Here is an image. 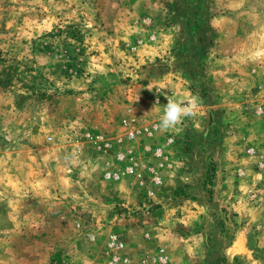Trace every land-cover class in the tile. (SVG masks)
Returning a JSON list of instances; mask_svg holds the SVG:
<instances>
[{"label":"rangeland","instance_id":"374dc122","mask_svg":"<svg viewBox=\"0 0 264 264\" xmlns=\"http://www.w3.org/2000/svg\"><path fill=\"white\" fill-rule=\"evenodd\" d=\"M0 264H264V0H0Z\"/></svg>","mask_w":264,"mask_h":264},{"label":"clouds","instance_id":"9594fccd","mask_svg":"<svg viewBox=\"0 0 264 264\" xmlns=\"http://www.w3.org/2000/svg\"><path fill=\"white\" fill-rule=\"evenodd\" d=\"M150 91V90H149ZM166 104L163 106L162 115L155 128L159 131H168L175 129L180 125L184 118H192L197 115L199 100L193 97L186 103L183 101L173 100L165 96ZM153 105H160V96L157 95Z\"/></svg>","mask_w":264,"mask_h":264},{"label":"bare ground","instance_id":"6f19581e","mask_svg":"<svg viewBox=\"0 0 264 264\" xmlns=\"http://www.w3.org/2000/svg\"><path fill=\"white\" fill-rule=\"evenodd\" d=\"M239 245V243H237Z\"/></svg>","mask_w":264,"mask_h":264}]
</instances>
